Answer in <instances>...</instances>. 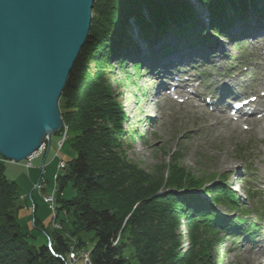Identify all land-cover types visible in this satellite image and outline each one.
Returning a JSON list of instances; mask_svg holds the SVG:
<instances>
[{
  "label": "trees",
  "instance_id": "1",
  "mask_svg": "<svg viewBox=\"0 0 264 264\" xmlns=\"http://www.w3.org/2000/svg\"><path fill=\"white\" fill-rule=\"evenodd\" d=\"M196 6L204 10L206 23L190 0L95 2L89 37L60 100L75 158L64 171L57 170L56 187L42 191L47 195L57 189L62 229L51 225L48 233L34 219L33 230L41 231L44 241L23 231L18 217L22 195L0 160V264H69L71 254L78 257L86 249L83 234L88 232L95 235L93 249L84 251L90 264H209V253L219 242L214 231L236 236L248 228L217 209L236 210L233 194L229 197L215 184L205 196L190 192L204 189L205 182L181 168L179 160L164 166L171 170L167 176L148 173L129 160L126 147L132 137L124 127L126 114L107 79L113 62L122 67L131 63L136 70L147 64L152 71L175 54L198 50H181L174 40L196 38L202 45L213 38L237 41L236 32L248 33L251 16H264V0H197ZM208 33L214 35L211 40ZM143 44L154 48L151 56H144ZM51 142L52 137L49 148ZM70 183L76 195L64 200ZM61 212L70 223L68 232L59 222ZM183 225L191 235L186 253L181 252Z\"/></svg>",
  "mask_w": 264,
  "mask_h": 264
},
{
  "label": "rangeland",
  "instance_id": "2",
  "mask_svg": "<svg viewBox=\"0 0 264 264\" xmlns=\"http://www.w3.org/2000/svg\"><path fill=\"white\" fill-rule=\"evenodd\" d=\"M255 16L257 15L250 17L248 24L258 27L257 24L263 22L264 17ZM211 47L217 50V56L214 63L208 65L207 70L200 72V76L206 82L200 93L209 95L212 92L207 84L213 82L214 75L219 71L237 73L238 70L243 73L242 79H239L252 80L251 88L257 87V92H264V37L249 43L247 41L243 46H237L226 38H213ZM225 53L231 62L224 61ZM222 64L224 70L221 69ZM214 65L216 67H213ZM107 70V79L112 85V90L118 95V101L126 114L127 121L124 127L132 137L126 147L129 160L148 173L159 172L158 176L163 175L162 173L167 176L171 170L164 166L177 159L180 167L187 173L205 182V190L200 188L190 192L205 196L213 183L221 192L233 193L237 200L234 205L248 211L250 219L255 222L257 220L258 225L264 226V121L258 122V127H252L251 131H244L242 127L235 129L233 125L227 126L221 122L217 115L204 112L192 103L178 105L156 97L152 76L147 71L141 73L136 70L131 63L126 62L122 67L113 62ZM58 140V135L52 136L48 153L35 161V168L32 170H28L23 163L5 161L6 175L9 180L16 182L22 195V205L18 213L22 229L33 233L40 241H44L45 235L41 231L33 230V220L37 219L39 227L51 233L52 214L36 184L38 181L41 185L45 184L46 192H51L57 185L55 175L60 160L63 158L70 161L75 158L70 142L65 144L59 158H54ZM43 164L46 165V171L42 176ZM249 189L255 193L249 195ZM75 195L76 192L70 183L65 188L62 199H71ZM220 209L225 214L232 213L228 207L221 206ZM65 219L61 212L59 222L64 221L65 230L68 232L71 226ZM83 237L86 249H80L81 254L78 257L74 256L76 259V262L73 260L74 263L69 256V264H87L82 255L84 251L93 249L95 235L88 232L84 233ZM220 238L224 237L220 235ZM190 250L191 235L188 228L183 225L181 252L186 253ZM209 257V264H264L256 254L249 255L244 247L226 239L212 247Z\"/></svg>",
  "mask_w": 264,
  "mask_h": 264
},
{
  "label": "water",
  "instance_id": "3",
  "mask_svg": "<svg viewBox=\"0 0 264 264\" xmlns=\"http://www.w3.org/2000/svg\"><path fill=\"white\" fill-rule=\"evenodd\" d=\"M97 0H0V157L21 164L64 122L60 100Z\"/></svg>",
  "mask_w": 264,
  "mask_h": 264
},
{
  "label": "built area",
  "instance_id": "4",
  "mask_svg": "<svg viewBox=\"0 0 264 264\" xmlns=\"http://www.w3.org/2000/svg\"><path fill=\"white\" fill-rule=\"evenodd\" d=\"M60 134V140L58 142V152L55 154L54 158L58 159L59 157V153L62 150L64 144L68 141V137H69V133L67 128H65V124L63 125L62 129L59 131ZM50 140L51 138H47L45 140V142L43 143V145L41 146V148L39 149V151H37L36 153H34L32 156H30L26 161L23 162L24 166L28 169V170H32L35 168V161H37L38 159H40L41 157H43L45 154H47L48 150H49V144H50ZM1 161H5L4 159H2L0 157ZM66 168V163L63 160H60L59 164H58V171L59 173L64 171ZM42 170V176L45 173L46 170V165L43 164L41 167ZM57 178V177H56ZM36 187L39 191H43V189L45 188V184L41 185L39 184V182L36 184ZM57 189H55L52 193L44 195L43 199L45 201V203L48 204L49 209L51 211L52 214V227L54 229L57 230H61L62 226L58 223V209H57ZM71 262L74 263L76 261L74 254H71ZM82 259L88 264L89 263V256L85 253H83L82 255ZM81 259V258H78ZM74 260V262H73Z\"/></svg>",
  "mask_w": 264,
  "mask_h": 264
},
{
  "label": "bare ground",
  "instance_id": "5",
  "mask_svg": "<svg viewBox=\"0 0 264 264\" xmlns=\"http://www.w3.org/2000/svg\"><path fill=\"white\" fill-rule=\"evenodd\" d=\"M98 1V0H97ZM196 1L197 0H190V3L191 4H193V6H194V10L196 9V13L198 14V16L201 18V20H204V22L206 23L207 21V19H206V15H205V12H204V10L203 9H201V8H199L198 6H196ZM95 4V3H94ZM258 16V15H257ZM257 16H255V17H257ZM259 17V16H258ZM249 21H250V19H249ZM247 23V22H246ZM260 24V27H262L263 29H264V21L263 22H259ZM242 29V28H241ZM199 32H200V30L199 31H197L196 32V35H199ZM263 33H264V30L262 31ZM264 35V34H263ZM208 36H213L214 37V35L212 34V33H208ZM212 37V38H213ZM264 37V36H263ZM211 38V39H212ZM203 39V38H202ZM202 39H201V41H202ZM210 39V40H211ZM174 44L173 45H179L180 47H182V48H180L181 50H187L188 48H191V47H195V48H202L208 55H211L214 51H215V49L213 48V47H211V44L210 43H208V42H206L204 45H202V42H198V40L196 39V38H189V40H186L185 41V39L183 38L182 40H174ZM166 42H164L162 45H164ZM141 47H143V49H144V56L145 57H149V56H151L152 54H153V49L154 48H149V47H147V45L146 44H143V45H141ZM183 53H185V52H183ZM187 55H188V53H186V55H185V58H187ZM138 71H141V73L142 72H145V71H147L150 75H151V71H150V69L147 67V66H141V67H139L138 68ZM184 74H189V71H188V73H184ZM243 76V75H242ZM185 77L187 78V76L185 75ZM188 78H189V75H188ZM191 79L189 80V82L187 83V85H188V87L187 88H183L182 90H184V91H189V90H186V89H188V88H192L193 86V84H192V81L193 80H195L194 78H193V75L190 77ZM195 86V85H194ZM185 93V92H184ZM219 114H220V118H222V119H219L221 122H227V124L229 125V123H228V120L230 121V117L226 114V111H220L219 112ZM150 116H151V114H149ZM245 122L246 121H242L241 122V127L245 124ZM254 124H255V122H254ZM238 126L239 125H236L235 127L236 128H238ZM67 128V130H68V127H66ZM260 130V129H259ZM261 131V130H260ZM68 139H69V137H68ZM48 153V152H47ZM60 156V155H59ZM59 158V157H58ZM67 161H65V163H66ZM39 182V181H38ZM218 234H220V232H218Z\"/></svg>",
  "mask_w": 264,
  "mask_h": 264
}]
</instances>
